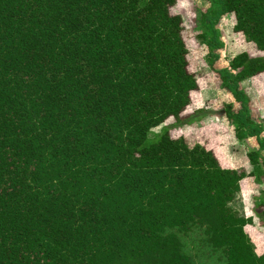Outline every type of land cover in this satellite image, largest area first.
Masks as SVG:
<instances>
[{
	"label": "trees",
	"instance_id": "1",
	"mask_svg": "<svg viewBox=\"0 0 264 264\" xmlns=\"http://www.w3.org/2000/svg\"><path fill=\"white\" fill-rule=\"evenodd\" d=\"M175 2L0 0V264H191L179 233L195 224L227 264H264L245 229L252 217L229 206L242 179H264V127L239 87L264 73V0L197 10L209 64L226 14L263 53L218 69L240 103L223 107L235 138L257 140L249 171L170 135L205 116L181 119L198 83ZM258 206L264 223V195Z\"/></svg>",
	"mask_w": 264,
	"mask_h": 264
},
{
	"label": "rangeland",
	"instance_id": "2",
	"mask_svg": "<svg viewBox=\"0 0 264 264\" xmlns=\"http://www.w3.org/2000/svg\"><path fill=\"white\" fill-rule=\"evenodd\" d=\"M207 0H176L170 7V12L179 14L182 18V36L188 49L187 68L192 72L198 83V89L191 93V103L181 113V119L198 117L196 109L202 107L203 114L198 120L170 128L172 137L184 136L189 143L200 142L212 150L223 167L250 170L246 152L257 147L255 137L239 140L234 136V126L224 115L223 107L231 103L233 111L238 110L240 103L225 88L220 86L218 69L227 67L230 59L238 52L246 51L251 56L262 55L252 42L232 29L234 17L223 15L217 23L223 47L216 50L218 58L209 64L207 47L200 43L196 34L197 10H204ZM249 97L251 118L264 127V73L245 79L239 83ZM173 118L164 124L170 125ZM163 124L150 128L147 137L155 138ZM264 136V130L260 134ZM264 156V151L262 152ZM261 195H264V179L258 182L253 176H247L240 182V190L235 195L230 207L240 215L251 216L253 221L245 227L258 253H264V223H261L257 212ZM183 251L189 256L191 264H227L222 252L214 249L208 242L205 228L199 224L193 225L187 232L179 233Z\"/></svg>",
	"mask_w": 264,
	"mask_h": 264
},
{
	"label": "crops",
	"instance_id": "3",
	"mask_svg": "<svg viewBox=\"0 0 264 264\" xmlns=\"http://www.w3.org/2000/svg\"><path fill=\"white\" fill-rule=\"evenodd\" d=\"M261 74H263V73L257 74V75H255V77L258 76V75H261ZM253 77H254V76H253ZM248 79H249V78H248ZM243 81H245V80H243Z\"/></svg>",
	"mask_w": 264,
	"mask_h": 264
}]
</instances>
